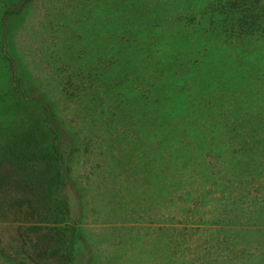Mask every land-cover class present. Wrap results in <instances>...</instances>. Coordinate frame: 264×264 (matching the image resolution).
I'll list each match as a JSON object with an SVG mask.
<instances>
[{"label":"rangeland","instance_id":"1","mask_svg":"<svg viewBox=\"0 0 264 264\" xmlns=\"http://www.w3.org/2000/svg\"><path fill=\"white\" fill-rule=\"evenodd\" d=\"M226 1L0 0V264H264V0Z\"/></svg>","mask_w":264,"mask_h":264},{"label":"trees","instance_id":"2","mask_svg":"<svg viewBox=\"0 0 264 264\" xmlns=\"http://www.w3.org/2000/svg\"><path fill=\"white\" fill-rule=\"evenodd\" d=\"M236 1L239 2L240 0H236ZM236 1L227 0L226 3H225L224 9L223 10L220 9L221 13L224 16L226 15V17L228 19H229V15L230 14H232L234 16L235 9H236V8L234 9V6L235 5L236 6L238 5V3ZM229 20L232 21L233 19H229ZM5 60H6V57H5ZM13 92H14V88H13ZM0 122L2 123V121H0ZM33 125L34 124H33L32 121L30 122L29 125H26L25 131H24V133L22 135V139L25 140V141H22L23 144L22 143H19L20 145L15 146V148H18V149H21V150L24 149L26 151V153L22 154L23 157H26V154L28 155V157L33 156V155H37L38 156V154L40 153L39 151H37V144L41 142V139L40 138H42L43 135H42V132L39 130V128H37V130H35L32 127ZM0 128H1V126H0ZM2 130H3V133H2ZM8 140L9 139H8V136L6 135V132L4 131L3 128H1L0 129V147H1L0 148V151L1 150L4 151V148L6 149L8 147V144H9V141ZM42 144L46 146V149L43 147L42 152L44 151L45 153L43 152L42 155H45V156L49 157L50 159H53L54 158V161H53L54 162L53 163V165H54L53 168L55 169L54 172H53L54 180L57 179V182H59L60 179L63 178V175H62V172H61L62 170H61L60 165L59 166L58 165H55V164H57V160H58V158L55 157V154L57 153L58 149L55 146V148H53L55 151L53 152L52 145H50L49 143H45V142H42ZM9 147H10V145H9ZM47 151L49 153H47ZM1 160H3V161H1V164L0 165H2V163L4 162L5 159H1ZM3 169H4V166L3 165L0 166V181H1L0 182V186H2V183L5 184L4 182L8 178V176L5 173L3 174V172H4ZM57 192L58 191H56V193ZM21 203H23V202H21ZM21 203L20 204H17V205H14V207L18 210L19 220L21 222L22 221L23 222H29V221H31L34 218L32 216H34L36 213L34 212V215H32L31 213H33V209H31V208H29L27 206H24V205L19 206V205H21Z\"/></svg>","mask_w":264,"mask_h":264}]
</instances>
